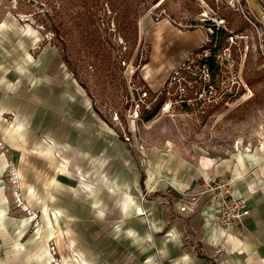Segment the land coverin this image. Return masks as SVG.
Here are the masks:
<instances>
[{"label": "rangeland", "instance_id": "1", "mask_svg": "<svg viewBox=\"0 0 264 264\" xmlns=\"http://www.w3.org/2000/svg\"><path fill=\"white\" fill-rule=\"evenodd\" d=\"M204 1L0 0V264H142L124 233L146 227L126 216V201L173 203L198 167L197 185L212 165L230 166L222 176L235 181L264 167L244 162L264 155L252 28L227 2ZM144 15L203 25L219 42L202 43L152 90L140 74ZM214 19L224 35L205 29ZM71 82L88 102L75 117ZM94 120L107 131L98 144Z\"/></svg>", "mask_w": 264, "mask_h": 264}, {"label": "crops", "instance_id": "2", "mask_svg": "<svg viewBox=\"0 0 264 264\" xmlns=\"http://www.w3.org/2000/svg\"><path fill=\"white\" fill-rule=\"evenodd\" d=\"M244 5L252 17H260L264 0H244ZM139 24L142 39L149 47L148 61L141 68L140 74L150 89L155 90L161 87L173 68L183 63L194 49L201 46L206 32L201 27L180 29L178 24L167 16L154 19L144 15ZM27 85L25 83L26 88ZM70 90L71 94L75 92L78 96L73 100V96L71 98L69 95L70 99L68 97L75 107L70 117H75L87 110L88 102L82 91L75 88L72 82ZM30 92L35 94L34 91ZM95 123L98 128L94 140L96 143L102 140L107 131L104 124L100 125L98 121ZM87 144L83 143V148ZM95 147L94 144L93 148ZM50 150L51 148L48 149L49 153ZM258 152L255 150L244 158L249 171L260 165L264 159L263 153ZM222 164L211 166L214 172L211 177L225 178L222 174L231 171L230 166L225 168ZM198 170L194 169V175L184 177V187L188 186L192 190L196 187L197 177L202 173L199 167ZM263 171L264 167L260 165L256 171L250 172L241 180L228 179L234 195L248 198L250 209L249 215L235 230L225 229L220 225L215 218L210 198L205 195L198 196L194 204L183 212L177 208L181 203V196L173 203L156 201L153 197L147 200L126 201V216L131 212L137 222L146 227L141 230L132 227L129 233L125 231L124 235L130 238L132 245L131 252L137 254V258L143 259L142 264H264V184L260 179ZM62 172H65V169H62ZM60 180L65 183L70 179L65 176L60 177ZM3 204L4 201L0 197V206Z\"/></svg>", "mask_w": 264, "mask_h": 264}, {"label": "built area", "instance_id": "3", "mask_svg": "<svg viewBox=\"0 0 264 264\" xmlns=\"http://www.w3.org/2000/svg\"><path fill=\"white\" fill-rule=\"evenodd\" d=\"M225 1L228 6L234 11H239L244 15L245 20L250 24L252 28V40L253 46L257 50L258 55L261 58L262 65L264 67V8L261 7L262 14L260 17L250 15L248 9L244 5L243 0H215L216 6L219 7V3ZM201 21H205L204 17H201ZM211 26H206L205 29L213 31L220 28H226L223 24V20L219 22L211 20ZM221 26V27H220ZM203 28V25H200ZM243 38L247 36H241ZM227 40L234 41V35H229ZM208 42L212 45H216L219 39H209L207 34L205 35L203 45ZM247 45V44H246ZM249 46V45H248ZM206 70V76L208 77L210 71L206 63H204ZM181 91L185 89L180 87ZM231 182L228 179L221 177H211L204 179L203 182L197 185L193 190L182 191L181 203L177 206L180 212L186 211L190 205H193L198 196H208L213 207L215 218L225 229H236L241 226L244 218L249 215L250 209L248 207V198L245 196H236L231 190Z\"/></svg>", "mask_w": 264, "mask_h": 264}, {"label": "trees", "instance_id": "4", "mask_svg": "<svg viewBox=\"0 0 264 264\" xmlns=\"http://www.w3.org/2000/svg\"><path fill=\"white\" fill-rule=\"evenodd\" d=\"M157 1H158V0H154L155 3H156ZM214 29H215V28H214ZM219 31H221L222 35L225 34V32H224L222 29H219L218 31H216V33H218ZM211 36L213 37L214 34L212 33ZM205 45H207L206 47H211L212 43H207V44H205ZM214 49H215V48H213V50H214ZM196 50H198V49H196ZM63 54H64V61H66V63L68 64L69 68L71 69V72H72L73 75L75 76L74 71L72 70V68H71V66H70L69 59H67L65 53H63ZM204 60H205L204 62H205L206 65L208 66V69L213 70V68H214V58H213V55H212V56H209V57H207V58H205ZM152 115H153V113L150 114V116H148V119L151 118Z\"/></svg>", "mask_w": 264, "mask_h": 264}]
</instances>
